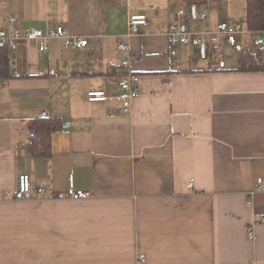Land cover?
<instances>
[{"label": "crops", "instance_id": "0c3cea01", "mask_svg": "<svg viewBox=\"0 0 264 264\" xmlns=\"http://www.w3.org/2000/svg\"><path fill=\"white\" fill-rule=\"evenodd\" d=\"M217 3L209 12L197 5L211 27L240 21L213 11ZM180 9H188L181 0H0L8 32L14 17L23 31L62 25L89 41L83 50L60 40L47 41L46 53L25 43L8 49L0 264H264V191L255 188L264 180V72L169 47L167 27ZM130 15L148 20L139 35L128 36ZM177 20L185 30L205 27ZM129 58L140 79L130 114L117 101L88 102L91 91L114 92ZM42 112L61 121L47 158L27 150ZM24 174L47 197L15 200ZM69 179L90 197L51 198Z\"/></svg>", "mask_w": 264, "mask_h": 264}, {"label": "built area", "instance_id": "2783aa9c", "mask_svg": "<svg viewBox=\"0 0 264 264\" xmlns=\"http://www.w3.org/2000/svg\"><path fill=\"white\" fill-rule=\"evenodd\" d=\"M213 0H207L206 8L209 12L210 3ZM198 6L192 4L188 6L187 11L180 9L176 13V19L167 27L166 38L169 47L186 46L195 50V55L199 60L205 61L222 50L226 45L230 48L237 46V37L246 34H255L252 45L254 48L264 46V39L260 36L264 32H250L245 22H218L211 27L208 23V12L200 13L197 10ZM178 18H183L187 21H195L205 23V27L200 31L185 30L184 26L179 23ZM16 19L10 17L8 24L11 26L10 31L0 28V46L7 47L14 51L19 43H25L28 47L35 48L38 52L46 53L48 50L47 41L60 40L65 49L75 48L78 50L85 49L89 41L84 38H76L72 36L64 26H52L42 31L40 29L29 28L20 30L15 26ZM148 20L144 15H130L128 18V36L139 35L141 28L146 26ZM118 49L128 51L129 47L126 44L118 43ZM130 58L120 63L119 68L125 73L121 78L111 95L104 91H91L87 94V101L91 103L106 102L108 100L117 101L120 105L122 114H130L134 101L140 95V79L131 71ZM42 117H47L45 112L41 113ZM192 187V181L189 182V188ZM256 190L264 191V180L259 179L255 185ZM33 193L38 198L47 197L46 191L42 187L31 188L30 178L28 175H20L18 177L17 187L14 191V198L17 201L31 199ZM90 197V193L75 189L72 179L68 181V187L65 190L51 194V198L58 200H85ZM264 225V217L260 222ZM254 233H248V239L254 240Z\"/></svg>", "mask_w": 264, "mask_h": 264}, {"label": "trees", "instance_id": "16d2710c", "mask_svg": "<svg viewBox=\"0 0 264 264\" xmlns=\"http://www.w3.org/2000/svg\"><path fill=\"white\" fill-rule=\"evenodd\" d=\"M189 6H205L207 0H181ZM245 1V26L250 32H264V0ZM8 48L0 46V77H9ZM236 72H264V46L255 49L240 50ZM61 125L56 118L40 117L29 127L27 150L34 157L47 158L50 154V137Z\"/></svg>", "mask_w": 264, "mask_h": 264}, {"label": "rangeland", "instance_id": "374dc122", "mask_svg": "<svg viewBox=\"0 0 264 264\" xmlns=\"http://www.w3.org/2000/svg\"><path fill=\"white\" fill-rule=\"evenodd\" d=\"M212 2L214 3L218 2L216 6L212 7L213 11L220 12L219 10H221V12L224 14L228 13L230 15H234V17L236 16L235 18H240V21H235V22H242L241 20H243V18L245 17V1L244 0H219V1L213 0ZM253 38H254V35H251V34L238 36L237 43L238 45H240V49L242 50L252 49L253 48V45H252ZM262 38L264 39V34L262 35ZM185 48H188L189 50L194 51L193 48H190V47H185ZM239 56H240V51L236 52L235 50L229 47H225V48H222V50L217 52L215 55H213L211 58H209V62L212 65H216L217 62L225 59V63L232 61L233 64H235L236 59L239 58ZM197 59L199 58L197 57ZM198 61L201 62V60H198Z\"/></svg>", "mask_w": 264, "mask_h": 264}]
</instances>
